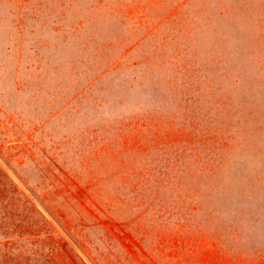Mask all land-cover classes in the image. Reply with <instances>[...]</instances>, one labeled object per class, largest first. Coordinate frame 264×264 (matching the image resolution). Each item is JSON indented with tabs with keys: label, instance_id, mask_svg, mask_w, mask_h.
<instances>
[{
	"label": "rangeland",
	"instance_id": "1",
	"mask_svg": "<svg viewBox=\"0 0 264 264\" xmlns=\"http://www.w3.org/2000/svg\"><path fill=\"white\" fill-rule=\"evenodd\" d=\"M246 161L264 0H0V264H264Z\"/></svg>",
	"mask_w": 264,
	"mask_h": 264
},
{
	"label": "crops",
	"instance_id": "2",
	"mask_svg": "<svg viewBox=\"0 0 264 264\" xmlns=\"http://www.w3.org/2000/svg\"><path fill=\"white\" fill-rule=\"evenodd\" d=\"M252 144L255 145L254 143ZM256 159L253 161V163H255ZM250 163H252V161H246L244 165L241 166H243V168L245 167L248 173L252 172L253 178L248 177V175L246 174L245 176L242 175L243 177L241 176L242 178L240 179L242 181L256 180L257 187L261 188L263 185L259 186L258 184L264 183V168H251L249 167ZM257 193L259 192L257 191L256 194ZM252 194L253 191H249V195L251 198L248 199L249 201H246L245 204H247V206L242 201L238 203L239 206H235V209L237 208V210L232 212V216H234L232 220V229L233 232L236 233L237 237H247L249 239L248 242L251 243L252 246L258 245L260 247L257 248L264 249V244L258 243V240L256 239L257 237H260L261 241L264 242V202L260 203V201L256 200L254 202ZM258 232H261L262 234Z\"/></svg>",
	"mask_w": 264,
	"mask_h": 264
}]
</instances>
